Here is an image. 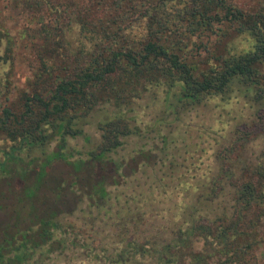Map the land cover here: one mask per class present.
<instances>
[{
	"label": "trees",
	"instance_id": "trees-1",
	"mask_svg": "<svg viewBox=\"0 0 264 264\" xmlns=\"http://www.w3.org/2000/svg\"><path fill=\"white\" fill-rule=\"evenodd\" d=\"M16 1L34 54L27 90L0 115V183L22 182L0 264H56L70 246L88 264H260L264 0ZM3 39L10 52L0 26ZM96 114L81 152L70 143L91 141ZM83 197L89 235L67 240Z\"/></svg>",
	"mask_w": 264,
	"mask_h": 264
},
{
	"label": "rangeland",
	"instance_id": "rangeland-1",
	"mask_svg": "<svg viewBox=\"0 0 264 264\" xmlns=\"http://www.w3.org/2000/svg\"><path fill=\"white\" fill-rule=\"evenodd\" d=\"M234 1L241 7H251L254 6L256 0ZM29 14L30 12L26 8L20 6L16 0H0V26L2 29L9 31V34L14 40L13 45H11L10 52L6 51L5 39L0 42V115L2 114L1 111L3 108L16 106L19 104L20 96L23 91L27 90V83L32 75L34 52L29 46L30 38L20 37V32H22L24 29H27L28 27L33 28L35 25V23L31 21L32 19ZM27 30L31 32L30 29ZM100 118H102L101 114L92 116L89 119L90 123L85 127L86 133L91 136L90 142H87L82 137H79L74 139L73 143L70 144L76 148H79L81 152L92 148L99 137V130L97 129L96 122L99 121ZM4 145V139L0 138V147H3ZM133 166L134 163L130 162L129 167L132 168ZM68 169L69 167L66 163L62 161H56L51 165L50 173L52 176L57 178L65 176V183L66 185H69L72 179L69 177ZM98 169H95L96 173ZM104 174L106 177H110L112 170L109 169V171L107 170V172H104ZM86 176L88 177V172H81V178ZM88 179H90V177H88ZM80 181H82V179H80ZM11 184L13 189L7 186L5 183H0V190H5L7 187L12 189V191L8 192L10 196L3 194L4 196L2 198V195H0V225L7 222L14 223L16 220H18L16 219L15 215L13 216V204L10 203L11 198L9 197H12L13 191H17L21 187L22 182L18 180H12ZM74 194L79 195L80 193L76 192ZM66 200H68V198ZM83 200V203L79 202L76 205L73 216L66 217L68 221L74 222V226L76 228V233L70 231L66 237L67 240L75 238V241L77 239L76 242H79V239L82 240L89 235L91 221H87L88 200L86 197H83ZM69 201L70 203L66 201L68 206L72 204V201ZM93 212L97 213L95 210H93ZM27 216V212L24 211L21 218L23 219ZM68 230H70V228ZM100 234L103 236L101 231ZM94 238L95 243H98V239L102 237L94 236ZM51 247L55 249V244H53ZM78 250L79 249H77V247L72 248L71 246L61 248L59 253H52L50 255V260L47 258L46 262L49 263L54 261L56 264H86L87 260H85L84 257L87 259V255L84 256V254H81ZM256 255L258 257L259 263L264 264V243L260 244L256 248Z\"/></svg>",
	"mask_w": 264,
	"mask_h": 264
}]
</instances>
